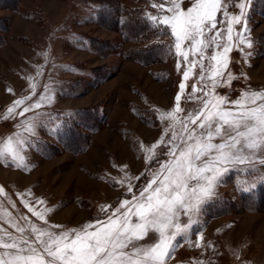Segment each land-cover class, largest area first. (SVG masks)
Segmentation results:
<instances>
[{"label": "rangeland", "instance_id": "rangeland-1", "mask_svg": "<svg viewBox=\"0 0 264 264\" xmlns=\"http://www.w3.org/2000/svg\"><path fill=\"white\" fill-rule=\"evenodd\" d=\"M101 1L19 0L16 9L0 8V19L6 23L0 45V142L18 135L24 141L20 150L28 165L27 169L17 168L11 161H0V187L4 189L0 193V227L9 231L15 232L10 221L19 217L45 226L24 206V200L44 211L49 224L64 229L105 219L101 206H110L107 212L111 213L122 200H131L149 179L148 169L157 167L154 160H146L141 145L157 144L154 152L166 159L164 144L158 141L161 137L167 140L171 132L165 134L168 121L161 115L176 107L181 83L186 84L179 102L181 114L187 116L198 107V101L188 97L194 87L199 89L204 83L200 63L184 81L183 72L189 65L171 48L175 40L169 34L158 38L170 45L166 57L140 62L133 56L136 50L154 39L143 40L132 32L126 37L118 25L111 27L100 17L96 19L93 11ZM114 1L146 18L170 14V0ZM239 2L223 0L234 15L239 14L235 6ZM152 4L164 7L153 8ZM182 6H190V0H183ZM246 14L252 47L237 45L234 35L224 75L230 72L238 79L215 89L216 94L233 101L246 90L264 91V0H250ZM125 18L123 14L121 21ZM233 27L238 32L241 25ZM217 42L223 45L225 39ZM182 47L187 48V42ZM239 49L251 55L245 57ZM216 52H222V47L207 48L205 57ZM188 60L199 62L201 57L190 53ZM208 64L204 58V69ZM203 74L207 80L209 73ZM25 98L40 106L9 117L8 109ZM88 108H95V117L99 116L97 125L89 128L80 120V113ZM73 118L88 137L84 138L85 148L76 153L57 138L62 121ZM28 121L35 124L34 135L27 131ZM45 143L51 146L45 148ZM262 177L264 169L227 174L192 227L193 243L178 238L180 246L167 264H264V207L243 198V189L253 184L252 190L258 189ZM121 180L123 186L114 182ZM180 223L187 224L188 217L182 215ZM145 242H152L151 234Z\"/></svg>", "mask_w": 264, "mask_h": 264}, {"label": "snow or ice", "instance_id": "snow-or-ice-1", "mask_svg": "<svg viewBox=\"0 0 264 264\" xmlns=\"http://www.w3.org/2000/svg\"><path fill=\"white\" fill-rule=\"evenodd\" d=\"M249 4L250 0H240L235 5L239 14L234 15L228 12L223 0H190L187 8L182 6L183 0H170L169 15L148 16L155 27L174 37L171 48L189 65L183 72L184 81L189 79L196 63H200V80L204 83L199 89L194 87L188 97L198 101L197 109L187 116L181 114L179 102L186 88L181 83L180 94L175 96L176 107L161 115L162 120L168 121L165 134L171 132L167 140L161 137L158 141L164 144L166 159H159L160 154L154 152L157 144L148 148L141 145L146 160L149 163L154 160L157 167L148 169L149 179L138 195L132 194L131 200H122L111 213L107 212L110 206H101L105 219L64 229L49 224L44 211H37L24 200V206L45 226L19 217L10 221L15 232L0 227V264H167L180 246L178 238L193 243L192 227L227 174L233 170L252 174L264 169V91L246 90L234 101L215 92L216 88L230 86L238 79L230 72L224 75L234 35L237 45L252 47L246 14ZM233 25H241L240 30L235 32ZM218 39H225V43L219 44ZM186 42L188 47L183 48ZM213 46L222 47V52L205 57L206 49ZM239 50L245 57L251 55ZM190 53H198L201 60L189 61ZM204 58L209 61L207 69L203 66ZM204 71L209 73L207 80ZM197 91L202 95L196 96ZM39 106V102L27 103V98L17 100L8 109V116L22 115ZM17 108H21L20 112H16ZM27 131L35 134L32 121H28ZM23 144L18 135L8 136L0 142V161H11L17 168L27 169L20 150ZM261 180L264 182V177ZM114 182L123 186V180ZM132 187L129 183V192ZM254 187L255 184L243 190L250 192ZM3 192L0 187V193ZM182 215L188 217L187 224L180 223ZM150 234L152 242H145ZM197 235L203 238L200 233Z\"/></svg>", "mask_w": 264, "mask_h": 264}, {"label": "trees", "instance_id": "trees-1", "mask_svg": "<svg viewBox=\"0 0 264 264\" xmlns=\"http://www.w3.org/2000/svg\"><path fill=\"white\" fill-rule=\"evenodd\" d=\"M18 4L19 0H0V8L4 7L16 9ZM95 8L93 15L96 16V19L100 17V20L103 22L106 21L108 26L118 25L126 37H128L127 35L132 32V34H134L133 36L142 38L143 40L154 39L153 42L148 43L143 47H139L136 50V54L133 56H135L137 60L142 63H146L152 60L163 59L167 56L170 45L166 42L158 40V38L167 35L166 30L162 31L160 28L155 27L153 22H151L144 15L137 14V10H128V8L119 5L114 0H103L99 2ZM123 14H125L126 18L121 21ZM5 28L6 23L3 19H0V45L2 44V39L4 38L2 35L4 33L1 32H5ZM130 55H132V53ZM95 110V108H88L84 109L82 113H80V120H85L83 121L86 123L84 125L88 128L97 125L96 118H99V116L95 117V113H97ZM85 137L86 139L88 138L84 133H82L81 125L74 118L64 119L57 134V138L62 145H65L66 148H69L75 153L82 151L85 148V143L87 142V140H84ZM45 146V148H47L51 145H49V143H45ZM43 152L45 151L43 150ZM243 198L251 205L259 204V206L264 207V182L260 184L258 189L251 190L250 192H244Z\"/></svg>", "mask_w": 264, "mask_h": 264}]
</instances>
